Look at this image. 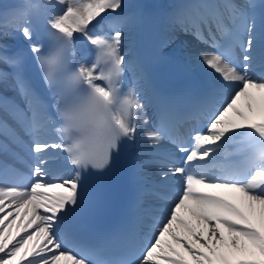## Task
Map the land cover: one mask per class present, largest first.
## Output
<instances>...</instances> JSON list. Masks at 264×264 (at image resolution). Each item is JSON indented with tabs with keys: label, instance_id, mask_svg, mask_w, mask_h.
<instances>
[{
	"label": "snow or ice",
	"instance_id": "1",
	"mask_svg": "<svg viewBox=\"0 0 264 264\" xmlns=\"http://www.w3.org/2000/svg\"><path fill=\"white\" fill-rule=\"evenodd\" d=\"M124 7L123 0H26L0 22V36L11 30L30 42L43 82L37 91L20 76L22 54H0L25 104L12 115L32 161L22 183L8 182L6 165L0 176V264L18 256L16 264H264V29L258 36L251 3L222 0L178 17L215 49L199 59L224 95L195 109L202 126L186 136L166 107L145 132L150 144L167 139L174 146L160 157L158 176L162 185H179L159 194L150 238L131 230L88 246L71 235L82 173L108 168L122 142L134 143L149 123L137 91L125 90ZM41 15L47 48L33 40L31 19ZM77 33L91 46L90 63H72ZM0 133L19 139L3 121ZM62 163L71 176L59 174Z\"/></svg>",
	"mask_w": 264,
	"mask_h": 264
},
{
	"label": "bare ground",
	"instance_id": "2",
	"mask_svg": "<svg viewBox=\"0 0 264 264\" xmlns=\"http://www.w3.org/2000/svg\"><path fill=\"white\" fill-rule=\"evenodd\" d=\"M204 1V4L220 2L219 0ZM25 2L26 0H0V22L3 21L4 17L10 19L12 13L17 8L22 7ZM32 2L36 3L38 2V0H32ZM231 2L238 5H245L247 3L255 5V22L257 35L259 36L261 30L263 29V22L256 8L255 0H231ZM123 4L125 6L124 10L126 12L124 15V17L126 18V24L124 27L125 35L123 38L122 53L125 55L126 60L130 62L129 70L125 73L124 78L125 90H127V88H133L137 91L141 102L144 104V117L149 121V123L147 125H143L142 130L138 132L137 138L139 147H134L129 150L131 151V155H133V152L135 150L141 151V157L136 158V160H142L143 169L147 172L148 182L152 183L154 185V188L160 190V192H166L157 185L160 182V177L158 176L159 160L162 155L172 153L173 146L163 140H160L159 144L153 145L144 139L146 131L154 130V127L152 125V116L154 112L152 102L153 93L151 82L139 72H137V69L134 68L132 48L134 46H137L139 43V34L141 32V27L145 21L143 15H145L146 12L156 13L157 10L162 9L164 11V34L162 36L164 50L174 58L178 59L190 71L199 74L203 78H207L211 83H213L214 99L217 103L222 102L224 95L223 90L216 89L215 82L213 80L214 74L210 69H207L204 65H202L199 59L202 53L214 52L213 48H210L207 43L202 42L204 37L198 39L197 36L192 33V30L190 28L185 29L181 27L178 20V17L182 12L191 11L196 6L204 4H202L200 0H123ZM148 28L149 27L147 26V29ZM143 32L146 31H144L143 29L142 34ZM33 40L36 41L34 31ZM16 46L30 47V42L26 38H24L22 33L14 32L11 30L9 31V34L7 36H0V54H5L9 50L14 49V47ZM90 50L91 46L87 45L86 43H81L77 37L74 55L77 63H83L85 62V60H87V62H91L92 56L90 54ZM0 67H2L1 64ZM9 76L10 74L6 69L2 74H0V108H2L1 95H7L8 97L17 100L23 99L16 83L12 79H10ZM23 79L27 84L31 85L30 79L28 77H24ZM185 124L186 126H188L187 123ZM129 147H131V145ZM3 150V145H0V159L2 157ZM146 150L150 151L149 154H146L145 156L142 155ZM156 150H160L163 153H159ZM29 161L31 165L32 161ZM134 173L135 171H133L132 174ZM144 182V188H148V190H150L148 185H146L148 184V182ZM171 186L178 187L179 185L173 183ZM145 197L149 198L148 192H145ZM147 202H149V212L150 214H152L151 216L157 214L160 211L162 205L161 198H154V200L149 199L147 200ZM151 216L146 219L150 223ZM150 223L148 224L149 227ZM13 231H15V227L13 228ZM19 260L20 257L18 256L16 258V261ZM16 261H13V264H16Z\"/></svg>",
	"mask_w": 264,
	"mask_h": 264
},
{
	"label": "rangeland",
	"instance_id": "3",
	"mask_svg": "<svg viewBox=\"0 0 264 264\" xmlns=\"http://www.w3.org/2000/svg\"><path fill=\"white\" fill-rule=\"evenodd\" d=\"M105 28V27H104ZM105 30H107L106 28H105ZM3 65V67L5 66L4 64H2Z\"/></svg>",
	"mask_w": 264,
	"mask_h": 264
}]
</instances>
